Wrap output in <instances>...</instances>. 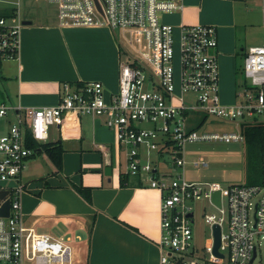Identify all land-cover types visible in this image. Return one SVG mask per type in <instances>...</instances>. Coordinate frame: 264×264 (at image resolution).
<instances>
[{"label": "built area", "instance_id": "obj_1", "mask_svg": "<svg viewBox=\"0 0 264 264\" xmlns=\"http://www.w3.org/2000/svg\"><path fill=\"white\" fill-rule=\"evenodd\" d=\"M35 1L56 6L60 27L116 31L131 55L127 62H119L115 93L93 80L80 86L63 83L53 106L0 103V118L8 110L15 118L9 131L0 136V193L6 191L3 198L0 196V208L6 200L10 206L8 215L0 216V264H74L68 240L39 233L26 224L20 199L24 186L19 182L26 160L34 153L26 146V135L38 143L45 142L49 127L60 126L69 114L102 118L115 132L123 155L122 174L138 177L143 185L159 192L160 264H254L260 241L264 240V178L257 185L222 188L217 183L188 181L183 176L173 178L159 171V163L162 154H168L173 156L174 166L184 167L186 143L244 141L241 122L264 116V45L248 48L242 73L250 83L241 85L237 102L226 105L219 96L215 26L181 24L176 32L159 17L182 10L180 0ZM261 13L264 21V3ZM21 28L17 11L9 18L0 17V60L18 57ZM185 93L192 94L194 101L185 100ZM196 113L229 121L240 119L239 132L191 130L190 115ZM139 123L154 127L139 128ZM216 191L220 193L219 205L212 201ZM200 199L207 200L215 210L203 215L211 243L202 257L195 254L191 229L192 204ZM214 225L220 227L221 257L212 252Z\"/></svg>", "mask_w": 264, "mask_h": 264}, {"label": "crops", "instance_id": "obj_2", "mask_svg": "<svg viewBox=\"0 0 264 264\" xmlns=\"http://www.w3.org/2000/svg\"><path fill=\"white\" fill-rule=\"evenodd\" d=\"M180 1L182 10L162 14L161 20L176 32L181 24L215 26L220 100L226 105L235 103L239 59L249 47L264 45V38H259L264 31V0ZM13 8L20 15L22 1L0 10ZM38 20V15L26 14L18 57L0 60L8 106L56 105L63 83L77 86L97 80L107 92L117 91L121 51L112 30L63 28ZM72 29H84L93 36L79 59L64 42V32ZM91 52L93 59L88 57ZM49 138L48 132L46 142ZM52 138L51 142L59 140L63 148L61 169L50 161L53 169L46 175L23 183L20 199L26 224L39 233L68 240L74 264H160V194L135 176H123L120 183L122 154L115 132L100 117L69 114L60 126L53 127ZM106 160L112 170L109 176L104 174ZM75 186L90 189V202Z\"/></svg>", "mask_w": 264, "mask_h": 264}, {"label": "rangeland", "instance_id": "obj_3", "mask_svg": "<svg viewBox=\"0 0 264 264\" xmlns=\"http://www.w3.org/2000/svg\"><path fill=\"white\" fill-rule=\"evenodd\" d=\"M5 1H10L11 5L6 4ZM16 1L17 0H0V9L5 7H16ZM21 1L22 10L20 15L22 19H24L27 13H31L33 14L34 18L36 15L40 17L38 23H57V8L55 5L35 0ZM161 15H159L160 18ZM112 33H114L113 35L116 43L123 48V51L121 52V60L123 62H127L128 57L131 54L124 43V39L121 35H118L116 31H113ZM64 34L65 45L68 46L73 57L75 56L76 58L85 54V49L91 46V41L93 40V36L90 38L91 35L89 31L84 29H72L67 31V33L65 31ZM259 38H264V31L261 32V36H259ZM58 43L61 44L60 39H58ZM88 57L93 59V52H91ZM238 66L239 70L236 76V82L238 85L237 90L240 92L241 85L243 83L249 84L250 82L242 73L243 58L239 59ZM177 70L178 68L176 65V73ZM184 99L190 102L194 101L193 95L190 93H185ZM237 101L238 98L236 97L235 102ZM2 102L8 106L0 79V103ZM202 117L203 115L197 113L192 114V119H189V122L193 125H196ZM257 121L264 123V116L258 117ZM240 122V119H237L236 121H229L227 119L217 118L214 116H206L204 124L197 131L199 133H238ZM13 123H15V118L12 114V111L8 110L7 115L0 118V136L5 135ZM53 127L54 126L49 127L48 132L50 134V138L48 142H51L53 139ZM137 127L151 129L154 126L150 123H139L137 124ZM152 158L156 159L154 154H152ZM172 158V155L162 154V157L160 158L161 162L159 163V171L161 173L170 175L173 178H177V176H183L188 181L217 183L222 188H227L231 185L245 184L246 147L244 142H236L233 140H211L186 143L183 149V159L186 161V165H184V167H176L172 164ZM121 163L123 169L124 161L122 155ZM195 163H197L196 166L194 165ZM52 169L53 167L50 163V160L46 155H44V153H35L26 160L24 169L20 174L19 182L22 184L26 183L30 179H35L36 177L46 175V173ZM192 206L194 213V221L191 224V229L193 232L192 244L196 252L195 254L202 257L205 248L211 243L210 229L204 224L203 215L205 213H211L215 210L209 205L208 201L204 199L195 201ZM263 244L264 240L260 241V246H258V256L254 264H264Z\"/></svg>", "mask_w": 264, "mask_h": 264}, {"label": "trees", "instance_id": "obj_4", "mask_svg": "<svg viewBox=\"0 0 264 264\" xmlns=\"http://www.w3.org/2000/svg\"><path fill=\"white\" fill-rule=\"evenodd\" d=\"M16 10L7 9L0 12V17L9 18L15 14ZM80 86V85H77ZM206 116H203L191 130H198L205 122ZM240 132L244 137L246 147V173L245 184L257 185L264 178V123L243 121L240 124ZM26 146L34 151L33 154L43 152L53 163L57 170L61 169V155L63 148L59 140L55 142H36L29 134L25 138ZM32 154V155H33ZM123 174L120 175V183L123 185ZM76 191L88 202H90V189L76 187Z\"/></svg>", "mask_w": 264, "mask_h": 264}, {"label": "water", "instance_id": "obj_5", "mask_svg": "<svg viewBox=\"0 0 264 264\" xmlns=\"http://www.w3.org/2000/svg\"><path fill=\"white\" fill-rule=\"evenodd\" d=\"M24 24L27 25V24H30V22H23V25ZM111 171L112 170H111V166H110V160H106V167L104 169V174L109 176V175H111ZM219 194H220L219 191H216L212 195V201L216 205L220 204ZM5 195H6V191H2L0 193L1 198H3ZM9 208H10L9 201L6 200L3 203L2 207L0 208V216H4V217L7 216L9 213ZM212 238H213V250H212V252L215 256L221 257V254L218 252V247L220 245V227L217 225H214L212 227ZM254 255H255V252H253V257H254Z\"/></svg>", "mask_w": 264, "mask_h": 264}]
</instances>
